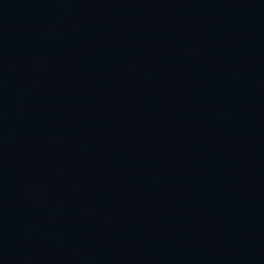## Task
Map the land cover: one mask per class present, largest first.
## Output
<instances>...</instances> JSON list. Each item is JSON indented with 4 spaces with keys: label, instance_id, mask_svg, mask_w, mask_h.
<instances>
[{
    "label": "water",
    "instance_id": "1",
    "mask_svg": "<svg viewBox=\"0 0 264 264\" xmlns=\"http://www.w3.org/2000/svg\"><path fill=\"white\" fill-rule=\"evenodd\" d=\"M0 264H264V0H0Z\"/></svg>",
    "mask_w": 264,
    "mask_h": 264
}]
</instances>
